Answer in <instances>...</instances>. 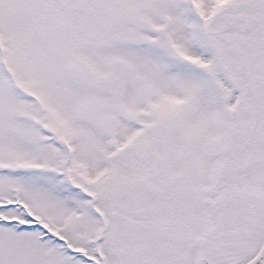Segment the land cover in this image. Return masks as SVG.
<instances>
[{
  "label": "snow or ice",
  "instance_id": "obj_1",
  "mask_svg": "<svg viewBox=\"0 0 264 264\" xmlns=\"http://www.w3.org/2000/svg\"><path fill=\"white\" fill-rule=\"evenodd\" d=\"M0 264H264V0H0Z\"/></svg>",
  "mask_w": 264,
  "mask_h": 264
}]
</instances>
